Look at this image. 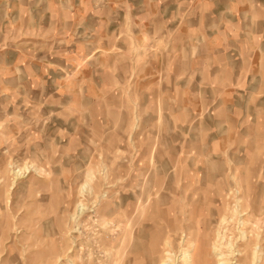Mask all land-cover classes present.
Masks as SVG:
<instances>
[{
    "label": "rangeland",
    "instance_id": "rangeland-1",
    "mask_svg": "<svg viewBox=\"0 0 264 264\" xmlns=\"http://www.w3.org/2000/svg\"><path fill=\"white\" fill-rule=\"evenodd\" d=\"M165 263L264 264V0H0V264Z\"/></svg>",
    "mask_w": 264,
    "mask_h": 264
},
{
    "label": "bare ground",
    "instance_id": "bare-ground-1",
    "mask_svg": "<svg viewBox=\"0 0 264 264\" xmlns=\"http://www.w3.org/2000/svg\"><path fill=\"white\" fill-rule=\"evenodd\" d=\"M188 258V257H187ZM172 260V259H171ZM164 262V261H163ZM166 262V261H165ZM169 262V261H168ZM171 262V261H170ZM165 264H169V263H165Z\"/></svg>",
    "mask_w": 264,
    "mask_h": 264
}]
</instances>
